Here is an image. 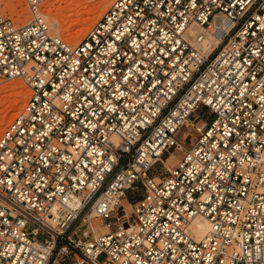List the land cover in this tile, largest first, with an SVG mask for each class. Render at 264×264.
Instances as JSON below:
<instances>
[{"label": "built area", "instance_id": "2783aa9c", "mask_svg": "<svg viewBox=\"0 0 264 264\" xmlns=\"http://www.w3.org/2000/svg\"><path fill=\"white\" fill-rule=\"evenodd\" d=\"M41 1L0 13V264H264V0H111L77 43Z\"/></svg>", "mask_w": 264, "mask_h": 264}, {"label": "rangeland", "instance_id": "374dc122", "mask_svg": "<svg viewBox=\"0 0 264 264\" xmlns=\"http://www.w3.org/2000/svg\"><path fill=\"white\" fill-rule=\"evenodd\" d=\"M65 1L66 0H42L41 9L46 16L47 22H49L54 15L60 16V20L64 22V26L66 28L63 26L64 29H62V31L59 33V36L70 43H77L83 36V32H85L97 18L90 22L87 29L83 31L81 35H79L77 38H73L75 32L78 31L77 29L81 27V20L83 18L85 19V17H88V12L90 9L94 8L101 0H74V3L70 5L65 3ZM110 1L111 0H108L104 10L107 8ZM0 13L11 18L15 22H25L30 18V14L24 0H0ZM49 13L51 14V17L49 16ZM79 21H81V23ZM52 32L55 33L53 30ZM29 94L30 89L21 78L0 81V134L5 129L7 124L19 112ZM18 99L21 101L19 102V106L16 108ZM193 116L205 121L206 124H208L214 117L211 111L203 106H200L196 112L192 114V117ZM185 131L190 132L192 136L188 138L185 134ZM194 135L195 133L189 131L188 129L182 128L181 130H178L176 138L183 142L186 147H190V141L194 139ZM165 156L167 157V160L170 161L168 163L170 167H174L178 160L181 159V153L176 150H171V153H167ZM150 175H158V166L151 170ZM161 177H163V174H161ZM139 196H141V191L136 190L128 191L125 197L128 201H130L133 198ZM121 207L129 212V221L133 222L134 215L132 213V209L126 204H123ZM93 222L96 224V227L103 224L99 222V219H95ZM98 260L101 262L106 261L105 254H100L98 256Z\"/></svg>", "mask_w": 264, "mask_h": 264}, {"label": "bare ground", "instance_id": "6f19581e", "mask_svg": "<svg viewBox=\"0 0 264 264\" xmlns=\"http://www.w3.org/2000/svg\"><path fill=\"white\" fill-rule=\"evenodd\" d=\"M108 0H101L94 8L90 9V11L88 12L89 13V16L88 17H85V19L79 21L81 23V27L79 29H77L78 31L75 32V35H73V38H77L79 35H81V33L83 31H85L88 27V25L90 24V22L93 20V19H96L98 18V16H100V14L103 12L104 8L106 7V4H107ZM65 3H67L68 5L74 3V0H71V1H65ZM47 4V3H46ZM109 5V4H108ZM66 11V10H65ZM46 13V12H45ZM50 14V13H49ZM75 14V13H74ZM45 15V14H44ZM77 15V14H76ZM51 17V14L49 15ZM79 17V16H78ZM46 18V16H45ZM81 19V18H80ZM65 21V20H64ZM66 22V21H65ZM48 24H50L49 26L52 28V30L55 32L54 34H57L59 35V33L62 31L63 26H64V22L62 20H60V16L58 15H54L52 16V19L48 22ZM65 27V26H64ZM68 27V26H67ZM79 27V26H78ZM66 28V27H65ZM84 33V32H83ZM13 80V79H11ZM30 89V88H29ZM17 99V98H16ZM21 100L18 99L17 100V103H16V108L17 106H19V102ZM15 110V109H14ZM124 203V202H122ZM125 204V203H124ZM93 216V213L90 214V217ZM95 219H98V218H93V221ZM94 223V222H93ZM207 227V224L205 222H201V221H198L197 222V231H196V235L197 237L200 236L203 231L206 229ZM106 230V227L104 226V224L102 225H99L98 227H96V224L94 223V231H95V234L99 233V232H104Z\"/></svg>", "mask_w": 264, "mask_h": 264}]
</instances>
